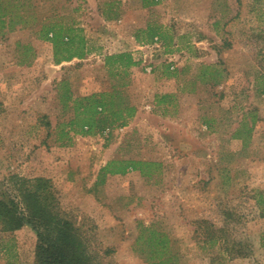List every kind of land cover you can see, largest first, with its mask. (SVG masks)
Returning <instances> with one entry per match:
<instances>
[{"label": "rangeland", "instance_id": "obj_1", "mask_svg": "<svg viewBox=\"0 0 264 264\" xmlns=\"http://www.w3.org/2000/svg\"><path fill=\"white\" fill-rule=\"evenodd\" d=\"M30 1L20 11L28 24L0 36V196L12 194L14 175L50 179L94 264L158 261L144 227L168 240L160 258L170 264H264V0H164L151 9L145 0ZM104 12L122 19L105 24ZM62 21L85 25L93 54L55 62L39 31ZM150 22L169 27L167 40L138 54L135 35ZM124 52L138 65L115 75L105 56ZM171 64L177 73L167 77ZM203 64H220V85L202 81ZM114 88L138 110L128 126L61 138L75 114L68 90L82 98ZM166 94L175 98L158 105ZM120 159L162 166L149 178L100 174ZM37 242L31 225L0 226V264H36Z\"/></svg>", "mask_w": 264, "mask_h": 264}, {"label": "trees", "instance_id": "obj_2", "mask_svg": "<svg viewBox=\"0 0 264 264\" xmlns=\"http://www.w3.org/2000/svg\"><path fill=\"white\" fill-rule=\"evenodd\" d=\"M30 0H0V36L7 32L5 29H14L19 24H28L24 16L20 13L21 9ZM156 0H145L144 6L155 5ZM108 13V12H107ZM104 12L107 20L120 18V13L110 15ZM39 38L53 45L55 62L61 64L70 62L74 59H86L92 48L89 47L84 29L78 22L67 23H45L39 31ZM138 41L153 42L156 38L166 41V33L157 24L150 25L137 34ZM138 63L131 53H117L105 56V66L115 75L128 76L131 68ZM199 77L203 82L211 80L213 85H220L224 80L225 71L220 64L201 65ZM176 70V69H175ZM172 65H165V75L167 77L176 75ZM208 82V81H207ZM123 91L114 88L113 91L101 92L74 98L71 90L67 91V100L73 102L75 109L74 117L67 123V128H63L61 138L71 142L74 135L96 136L104 135L106 132L113 131L115 128H122L129 125L130 121L137 115L136 106L130 103L127 96H123ZM175 95H156L158 105L170 104ZM167 111L163 115H166ZM212 121L207 120L205 124L210 128ZM253 128L248 129L251 136ZM238 132L234 136L243 138ZM162 163L157 161H145L136 159H120L109 162L101 169L102 175H126L131 170L140 171L144 177H153ZM12 183L11 195L0 196V226L4 232H15L21 230L26 225L37 233L36 264H94L95 259L88 251V246L82 236L80 229L76 226V221L68 218L60 208L58 196L54 190L50 179L45 177H23L14 175L10 178ZM102 182H105L103 179ZM151 231L148 235V247L159 260L151 264H170V259L162 260L164 251L169 249L168 240L158 231L150 227H144L142 234ZM220 230L211 236L212 242H219L221 237L216 235ZM226 235L224 238L226 240ZM144 238L140 236L138 242ZM227 241V240H226ZM236 247L229 246L230 255H242L243 251H236ZM136 251V250H135ZM245 254V253H244Z\"/></svg>", "mask_w": 264, "mask_h": 264}, {"label": "crops", "instance_id": "obj_3", "mask_svg": "<svg viewBox=\"0 0 264 264\" xmlns=\"http://www.w3.org/2000/svg\"><path fill=\"white\" fill-rule=\"evenodd\" d=\"M157 1V3L155 4V5H150V6H148L149 7V9H151V8H156V7H161L162 5H163V2H164V0H156ZM103 19V21H104V23L105 24H109L110 23V21L109 20H107L106 18H102ZM121 19H122V15L120 16V18H118L117 20H114V22H112V23H119V22H117V21H121ZM79 23V26L81 27V28H83L84 29V31L86 32L87 30L85 29V25L83 24V23H81V22H78ZM111 24V23H110ZM153 24H157L158 26H161V28H162V30H167L168 28H167V25H164V23L163 24H161V23H158V22H150V23H148V26L146 27V28H141V29H139V31H138V33L137 34H139L140 33V31L141 30H143V29H147L150 25H153ZM136 37H137V35H135ZM88 40V39H87ZM136 40H137V38H136ZM138 41V40H137ZM154 42V41H153ZM141 43H147L146 41H141ZM150 43H152V42H148L147 44H150ZM93 52L94 51H92L91 52V54H93ZM90 54V55H91ZM132 121V120H131Z\"/></svg>", "mask_w": 264, "mask_h": 264}, {"label": "built area", "instance_id": "obj_4", "mask_svg": "<svg viewBox=\"0 0 264 264\" xmlns=\"http://www.w3.org/2000/svg\"><path fill=\"white\" fill-rule=\"evenodd\" d=\"M155 49H163L162 48V42L159 38H156L155 41L150 43V44L142 43V44H138L136 47V51L138 54L145 53L146 51H150V50L153 51ZM171 65H172V68L174 69L175 65H173V64H171ZM148 70H149V72L153 71L152 67H149Z\"/></svg>", "mask_w": 264, "mask_h": 264}]
</instances>
